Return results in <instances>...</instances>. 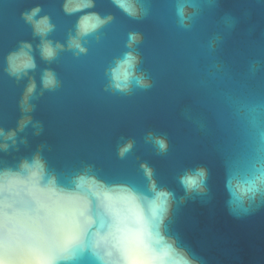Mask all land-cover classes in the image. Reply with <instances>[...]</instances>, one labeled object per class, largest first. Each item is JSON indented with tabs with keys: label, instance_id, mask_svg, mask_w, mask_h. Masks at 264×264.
Returning a JSON list of instances; mask_svg holds the SVG:
<instances>
[{
	"label": "water",
	"instance_id": "1",
	"mask_svg": "<svg viewBox=\"0 0 264 264\" xmlns=\"http://www.w3.org/2000/svg\"><path fill=\"white\" fill-rule=\"evenodd\" d=\"M82 2L0 0V128L17 131L16 143L0 150V169H17L39 153L64 187L89 175L151 195L155 181L175 195L167 234L197 264H264V194L237 201L231 191L243 134L237 108L264 102V0H137L139 18L113 0L73 10ZM35 7V20L47 16L54 25L47 39L63 46L51 63L41 59V39L24 17ZM91 13L112 19L78 36L79 21ZM133 33L138 40L129 48ZM73 37L85 51L69 46ZM23 42L32 45L37 69L17 79L7 57ZM129 51L151 87H113L112 69ZM46 68L59 81L51 91L40 81ZM30 77L37 89L26 104ZM27 105L33 111L25 112ZM25 116L32 123L18 131ZM149 134L166 139L167 151L159 152ZM129 141L133 147L121 157ZM198 166L209 170L208 191L186 193L179 177Z\"/></svg>",
	"mask_w": 264,
	"mask_h": 264
},
{
	"label": "clouds",
	"instance_id": "2",
	"mask_svg": "<svg viewBox=\"0 0 264 264\" xmlns=\"http://www.w3.org/2000/svg\"><path fill=\"white\" fill-rule=\"evenodd\" d=\"M126 15L139 18L143 9L137 0H113ZM93 0H83L73 10L93 7ZM40 7L25 12L24 17L39 36L40 57L51 63L63 46L47 39L54 25L47 16L34 18ZM182 14V12H181ZM112 19L91 13L81 18L77 35L83 37ZM138 40L130 34L129 48ZM70 47L79 48L73 37ZM138 55L129 51L112 69L113 87L128 92L133 86L151 87L147 76L138 72ZM7 71L17 79L37 69L32 45L23 42L18 51L7 57ZM42 89L54 90L59 85L54 70L46 68L40 76ZM35 78L30 77L25 103L36 92ZM42 94V93H41ZM27 105L25 112L33 111ZM242 139L234 151L235 179L232 195L237 201L251 200L264 194V102H244L236 111ZM32 123L25 116L18 131ZM37 135H39V124ZM17 131L0 128V150L7 151L8 141L16 143ZM158 151L168 149L167 140L149 134ZM133 147L129 141L120 148L123 157ZM149 177L151 170L143 165ZM209 170L205 166L188 169L179 177L186 193H206ZM151 195L127 186H109L94 176L81 175L73 187H64L50 175L39 153L31 161L24 160L17 169H0V264H197L175 238L167 234L166 221L175 201L173 192L159 189L153 181Z\"/></svg>",
	"mask_w": 264,
	"mask_h": 264
}]
</instances>
